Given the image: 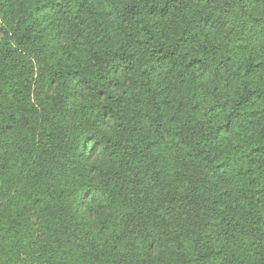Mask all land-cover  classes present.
<instances>
[{"label": "trees", "instance_id": "trees-1", "mask_svg": "<svg viewBox=\"0 0 264 264\" xmlns=\"http://www.w3.org/2000/svg\"><path fill=\"white\" fill-rule=\"evenodd\" d=\"M0 21V264H264V0Z\"/></svg>", "mask_w": 264, "mask_h": 264}, {"label": "rangeland", "instance_id": "rangeland-1", "mask_svg": "<svg viewBox=\"0 0 264 264\" xmlns=\"http://www.w3.org/2000/svg\"><path fill=\"white\" fill-rule=\"evenodd\" d=\"M0 25H1V21H0ZM2 41V35L0 34V42Z\"/></svg>", "mask_w": 264, "mask_h": 264}]
</instances>
